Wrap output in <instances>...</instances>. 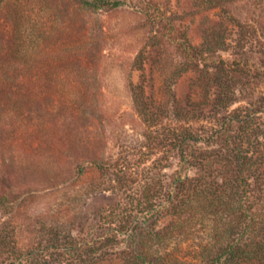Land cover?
<instances>
[{"label": "rangeland", "instance_id": "obj_1", "mask_svg": "<svg viewBox=\"0 0 264 264\" xmlns=\"http://www.w3.org/2000/svg\"><path fill=\"white\" fill-rule=\"evenodd\" d=\"M81 1L0 0V50L19 43L24 68L0 79V264H84L83 243L94 264L142 249L196 263L198 232L149 239L176 222L173 132L209 155L181 172L187 189L200 175L239 183L233 156L209 136L252 109V125H264V0ZM243 175L256 205L255 171ZM221 212L192 222L212 236L221 216L235 221Z\"/></svg>", "mask_w": 264, "mask_h": 264}, {"label": "trees", "instance_id": "obj_2", "mask_svg": "<svg viewBox=\"0 0 264 264\" xmlns=\"http://www.w3.org/2000/svg\"><path fill=\"white\" fill-rule=\"evenodd\" d=\"M83 4L97 10L104 7H116L120 2L117 0H82V7ZM14 38H16V35H13ZM20 47L19 43L14 41L6 51L0 50V79L2 75H8L9 70L13 74L12 80L19 71L23 72V64L18 57ZM25 88L29 89V87H24V91ZM25 92L27 93L28 90ZM261 101L263 103L264 99ZM26 104L29 105L30 103L26 102ZM258 112L260 110L252 109L242 116L233 114L228 118L224 117L221 124L213 128L209 136V139L211 138L215 143L217 141L219 143V140H221L223 148H227L230 155L233 156L238 172L235 176L239 181L237 184L229 179H222L216 184L215 181L209 183L202 177L204 175H200L192 180L193 184L190 187L198 189H187L184 175L181 172L190 165L191 158H196L200 161L199 164L204 166L209 162V155L203 147L198 145L201 139L191 133H181L176 129L174 130L175 142L172 146L178 149L179 167L171 178L170 188L177 191L173 196L172 192H169L167 199L169 202L170 200L178 201L179 205L169 206V203L167 209L168 212L174 213L176 222L172 226L166 227L162 232L151 230L152 233L149 234V239L152 245L165 246L172 241L180 240L179 238L182 235L198 232L199 239L193 256L196 263L193 264H264V125H252L253 115ZM231 123L239 124L235 131L236 134H230ZM208 141L210 140H207V143ZM93 163L98 164L94 161ZM247 169L255 171V179L258 181V186L261 187L259 188L260 195H258L256 205L250 199L252 189L249 187L252 184L248 176L243 175ZM257 170L259 171L258 175H256ZM155 187L156 185L153 184L148 188ZM212 188H216L214 189L215 193L212 192ZM179 190L183 193L180 196L177 194ZM244 201H248V204L244 205ZM221 211L233 215L235 221L231 223V219L225 220L221 216L219 220L222 222L218 223L219 226L211 229L213 237L209 234L204 235L205 233L192 222L193 213L195 212L202 215H214L219 212L222 213ZM137 231L140 234L142 229L136 228L132 233L136 235ZM140 244L139 246L147 245L143 241ZM83 249L86 251L84 264L96 263V258L91 256L95 251L93 247L89 243H83ZM138 251L127 256L124 259L126 260L124 264H172L169 257H167L168 259L166 256L152 258L143 249Z\"/></svg>", "mask_w": 264, "mask_h": 264}]
</instances>
